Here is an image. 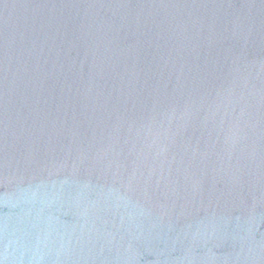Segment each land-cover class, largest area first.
<instances>
[{"label":"water","instance_id":"water-1","mask_svg":"<svg viewBox=\"0 0 264 264\" xmlns=\"http://www.w3.org/2000/svg\"><path fill=\"white\" fill-rule=\"evenodd\" d=\"M0 264H264V0H0Z\"/></svg>","mask_w":264,"mask_h":264}]
</instances>
